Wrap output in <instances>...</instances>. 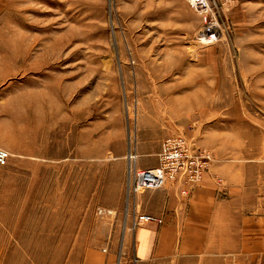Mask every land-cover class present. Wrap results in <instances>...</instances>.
I'll return each mask as SVG.
<instances>
[{"label": "rangeland", "instance_id": "obj_1", "mask_svg": "<svg viewBox=\"0 0 264 264\" xmlns=\"http://www.w3.org/2000/svg\"><path fill=\"white\" fill-rule=\"evenodd\" d=\"M208 3L221 29L213 43L197 39L200 14L184 35L160 18V0H0L8 259L64 264L78 244L100 246L110 213L97 208L130 218L128 153L160 149L168 124L211 125L213 148L175 134L264 163V0ZM248 259L264 264V253Z\"/></svg>", "mask_w": 264, "mask_h": 264}, {"label": "crops", "instance_id": "obj_2", "mask_svg": "<svg viewBox=\"0 0 264 264\" xmlns=\"http://www.w3.org/2000/svg\"><path fill=\"white\" fill-rule=\"evenodd\" d=\"M160 4L165 8L161 19L178 22L184 35L196 33L198 15L186 0H160ZM168 126L171 134L181 131L196 145L215 146V139L209 138L214 132L211 125L186 121ZM0 146L5 147L1 138ZM22 150L15 149L17 153ZM158 150H140L137 167L156 165ZM217 177L223 180L220 187ZM0 186L4 189L6 182L0 181ZM187 187L176 179L138 194L137 210L160 222H140L131 230L132 214L123 222L119 213L110 212L102 221L109 223L110 232L100 246L78 244L77 261L64 264H245L249 257L264 253V163L214 156L202 180L187 195H180V189ZM78 233L84 236V229ZM11 248L15 249L6 242V229L0 222V264H18L8 259L6 252Z\"/></svg>", "mask_w": 264, "mask_h": 264}, {"label": "built area", "instance_id": "obj_3", "mask_svg": "<svg viewBox=\"0 0 264 264\" xmlns=\"http://www.w3.org/2000/svg\"><path fill=\"white\" fill-rule=\"evenodd\" d=\"M188 5L201 15V29L197 32V39L202 43H213L219 37V25L214 19L208 0H186ZM10 153L0 146V166H5ZM136 153L130 151L128 159L133 165L130 178L125 186L127 204L132 207V221L130 228L134 229L140 222L156 220L159 218L141 213L137 210L135 198L137 194L162 187L167 181L181 179L188 187L180 189V195H187L189 188L201 181L214 161L213 153L206 148L194 146V144L180 134H172L165 137L156 154L157 164L148 167H137L135 164ZM217 185L222 183L221 178H216ZM98 207L97 213H110Z\"/></svg>", "mask_w": 264, "mask_h": 264}]
</instances>
